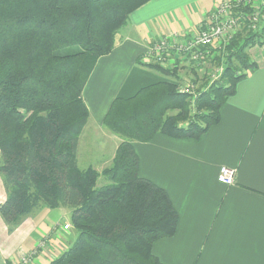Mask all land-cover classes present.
Here are the masks:
<instances>
[{"label": "trees", "instance_id": "16d2710c", "mask_svg": "<svg viewBox=\"0 0 264 264\" xmlns=\"http://www.w3.org/2000/svg\"><path fill=\"white\" fill-rule=\"evenodd\" d=\"M150 1L0 0V216L11 234L41 208L70 210L76 239L47 264H164L153 248L175 235L179 215L167 191L140 175L134 143L158 134L200 139L258 68L251 49H264V8L259 30L242 28L208 59L224 71L207 89L176 78L116 99L104 120L121 139L111 165L81 168L85 85L130 15Z\"/></svg>", "mask_w": 264, "mask_h": 264}, {"label": "crops", "instance_id": "0c3cea01", "mask_svg": "<svg viewBox=\"0 0 264 264\" xmlns=\"http://www.w3.org/2000/svg\"><path fill=\"white\" fill-rule=\"evenodd\" d=\"M220 1L152 0L130 15L83 91L90 114L79 141V164L84 156L89 159L83 168L102 172L115 157L121 139L104 120L116 99L166 80L194 81L187 56L175 54L161 65L176 69L175 76L143 58L158 40L193 38ZM251 55L258 68L237 84L236 94L221 108L220 122L200 139L158 134L151 142L134 143L140 175L167 191L179 215L175 235L153 248L164 264H264V49L254 47ZM94 141L103 155L96 163L94 147L88 148ZM222 166L237 170L234 185L218 181ZM0 198H6L1 179ZM66 215L70 210L42 208L11 234L0 218V264L20 262L21 252H37L31 264L59 256L76 239L73 227L65 229Z\"/></svg>", "mask_w": 264, "mask_h": 264}, {"label": "built area", "instance_id": "2783aa9c", "mask_svg": "<svg viewBox=\"0 0 264 264\" xmlns=\"http://www.w3.org/2000/svg\"><path fill=\"white\" fill-rule=\"evenodd\" d=\"M264 8V0H221L209 21L190 40L183 43L178 41L177 35L158 40L153 43L146 55L144 62L166 65L168 58L178 54L187 56L196 65L206 64L217 50H221L235 37L239 31L247 27L257 31L262 26L261 10ZM212 60V59H211ZM210 60V61H211ZM224 68L214 69L212 81L220 78ZM184 91H188L187 86ZM237 170L229 166H222L219 170L218 181L226 186L235 184ZM70 224L65 229H70ZM36 251L20 254V262L31 264L36 256Z\"/></svg>", "mask_w": 264, "mask_h": 264}, {"label": "rangeland", "instance_id": "374dc122", "mask_svg": "<svg viewBox=\"0 0 264 264\" xmlns=\"http://www.w3.org/2000/svg\"><path fill=\"white\" fill-rule=\"evenodd\" d=\"M183 43V42H182ZM208 63H209V61L206 63V64H202L200 67H198V68H200V70H201V72L198 74L197 73V70H199L198 68H196L195 67V65H193V68H195L194 70H193V68L191 69V70H193V73H191V72H189V75H190V77H194L198 82H197V84L196 85H194L195 86V89H207L208 87H209V85L213 82L212 81V76H213V73H214V69L215 68H217V67H221V66H215V67H210V66H208L207 67V65H208ZM192 66V65H191ZM207 67L206 68V70H204L203 71V69L205 68V67ZM195 71V72H194ZM208 71V74L207 73H205V72H207ZM213 71V72H212ZM212 72V73H211ZM205 73V74H204ZM184 86H185V84H184ZM181 88V87H180ZM186 88V87H185ZM91 139H89L88 141H90ZM89 143V142H88ZM90 144V143H89ZM96 146H97V143L94 141V142H92V144H90L89 146H88V148L89 149H92L93 147H94V151H95V157H96V160H95V162L94 163H96L97 161H99L102 157H103V155L100 153V151H98V149L96 148ZM85 155H86V153H84ZM87 164H89V159L87 158V155L86 156H84V158H82V160H81V162H80V167L81 168H83V167H86V165ZM0 200H1V198H0ZM5 200V199H4ZM4 200H2L1 202H0V204L4 201ZM42 209V208H41ZM41 209H39V210H37L33 215H31L30 217H27L24 221H23V223L22 224H24V223H26V221H28L29 219H31L32 217H36V216H38L40 213H41ZM0 218H1V216H0ZM64 219H66V221L67 222H69L70 223V226L71 227H73V225H72V217L70 216L69 218H67V215H66V217L65 218H63V221H64ZM21 224V225H22ZM70 227V228H71ZM22 253H26V252H21L20 254L22 255ZM19 262V261H18ZM17 262V263H18Z\"/></svg>", "mask_w": 264, "mask_h": 264}]
</instances>
